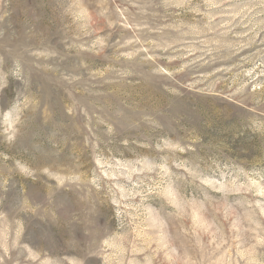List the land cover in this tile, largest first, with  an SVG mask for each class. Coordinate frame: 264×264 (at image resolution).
Instances as JSON below:
<instances>
[{
    "label": "rangeland",
    "instance_id": "rangeland-1",
    "mask_svg": "<svg viewBox=\"0 0 264 264\" xmlns=\"http://www.w3.org/2000/svg\"><path fill=\"white\" fill-rule=\"evenodd\" d=\"M0 264H264V0H0Z\"/></svg>",
    "mask_w": 264,
    "mask_h": 264
}]
</instances>
